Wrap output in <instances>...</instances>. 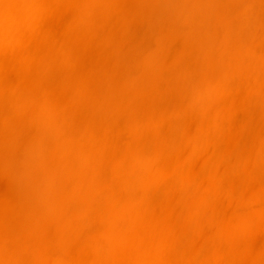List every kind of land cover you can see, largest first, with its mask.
<instances>
[{
    "label": "clouds",
    "instance_id": "9594fccd",
    "mask_svg": "<svg viewBox=\"0 0 264 264\" xmlns=\"http://www.w3.org/2000/svg\"><path fill=\"white\" fill-rule=\"evenodd\" d=\"M0 264H264V0H0Z\"/></svg>",
    "mask_w": 264,
    "mask_h": 264
},
{
    "label": "bare ground",
    "instance_id": "6f19581e",
    "mask_svg": "<svg viewBox=\"0 0 264 264\" xmlns=\"http://www.w3.org/2000/svg\"><path fill=\"white\" fill-rule=\"evenodd\" d=\"M7 186L6 184H0V191H6Z\"/></svg>",
    "mask_w": 264,
    "mask_h": 264
}]
</instances>
